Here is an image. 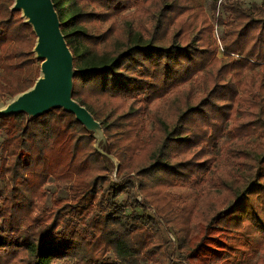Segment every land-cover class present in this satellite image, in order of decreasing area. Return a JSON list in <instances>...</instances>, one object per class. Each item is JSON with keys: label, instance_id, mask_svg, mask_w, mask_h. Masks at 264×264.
Returning <instances> with one entry per match:
<instances>
[{"label": "trees", "instance_id": "16d2710c", "mask_svg": "<svg viewBox=\"0 0 264 264\" xmlns=\"http://www.w3.org/2000/svg\"><path fill=\"white\" fill-rule=\"evenodd\" d=\"M202 1L53 0L74 57L72 96L100 122L119 167L112 177L104 155L94 147L93 133L62 107L34 118L25 112L0 115V132L6 133L2 147L13 159L7 168L12 181L22 188L38 187L43 205L46 190L41 188L51 177L69 192L54 193L51 208L44 205L34 218L22 211L18 198H7V208L0 209V254L7 251L8 258L24 252L25 264L154 260L149 233L141 228L156 221L149 212L151 198L159 213L162 209L151 190L190 180L196 185L207 182L224 195L222 208L199 224L204 233L194 246L192 219L176 230L177 248L188 249L181 258L205 264L262 249L264 2L249 7L235 0L222 3L218 23L224 26V54L219 57L220 46L202 16ZM152 3L156 12L149 8ZM14 4L0 0V100L7 97L10 102L35 85L42 63L34 51L33 26L21 10L12 9ZM134 5L143 6L152 25L135 26V18L127 15L102 33L89 26ZM197 25L201 28L192 34ZM125 99L131 102L118 113ZM146 109L156 118L147 144L140 135ZM113 129L119 135L115 142ZM225 135L243 147L230 143L232 139L223 144L227 158L206 179L203 174L216 162L214 150ZM252 138L250 147L241 143ZM135 175L142 179L140 186ZM135 190L147 204L137 200ZM124 195L126 200L121 199ZM174 201L167 200L171 209ZM189 210L193 214L194 206ZM163 247L169 258V248L165 243Z\"/></svg>", "mask_w": 264, "mask_h": 264}, {"label": "rangeland", "instance_id": "374dc122", "mask_svg": "<svg viewBox=\"0 0 264 264\" xmlns=\"http://www.w3.org/2000/svg\"><path fill=\"white\" fill-rule=\"evenodd\" d=\"M225 1H233V0H218L215 4L214 0H203L201 5V11L207 19V23L210 25L212 31V37L216 41V43L220 46L218 50V56L222 57L224 52L221 51V46H223V32L224 26L219 25L218 18L221 15V5ZM239 1L243 4L244 7H249L251 5H260L264 2V0H235ZM150 10L157 11V8L154 3L149 6ZM98 10V8H95ZM100 10V9H99ZM143 6L139 7L138 5H134L127 11L115 16V17H106L102 21H91L89 26L93 27L95 25L94 31L96 33L104 32L110 24L113 22H121L124 16L130 15L133 16L136 20L135 26H142L143 24H147V26L152 25V21L149 17L145 16ZM143 14V15H142ZM198 28H201V25H197L196 29L192 34H195ZM239 55H237L238 57ZM41 61V60H39ZM42 75V73H41ZM90 87H87L88 89ZM88 95L92 96L91 98H95V95L91 93V90H87ZM15 99V98H14ZM13 99V100H14ZM104 99V98H103ZM12 100V101H13ZM125 107L118 110L117 112H121L127 109L130 102L125 99ZM10 103V100L6 97L0 100V110L6 108V106ZM116 103H120V100H116ZM111 107H108V109ZM147 110V109H146ZM162 113V111H161ZM156 128V118L154 117L153 110L148 109L145 113H142V127L140 128V135L145 144L150 141V137L154 129ZM116 130V129H115ZM113 129V132L117 135L113 140L114 142L118 140L119 135ZM120 131H118L119 133ZM155 132V131H154ZM95 134L94 138V147L98 152L104 155L106 162L112 172V177H115L116 172L119 167V161L115 156L111 153V142H109L106 134L101 130L99 133L92 132ZM6 137V133L0 132V209L7 208V198L13 195V198H18L20 200V207H22V211L29 214L32 218L36 215L40 214V209L45 205L49 207L52 206V195L57 193L62 196H68L69 192L67 186L60 185L58 186L55 182V179L51 177L48 183H45L41 188L42 191L46 190L45 197L43 202L46 204H41L39 200V196L37 195L38 187L34 189L22 188L20 183L12 181V171H8L7 168H11L10 164L13 163L12 156L9 155V149L4 150L2 146L4 139ZM232 139V138H231ZM230 136L225 135L219 143L217 144L216 149L214 150L216 156V162H214L210 166L209 173H204V178L208 179V177L212 176L214 173V168L218 165H221L225 161L226 155L223 154L221 148L223 144L229 142ZM253 138L250 142L242 141L241 143H245L248 147L253 145ZM237 142V140H231L230 143ZM236 144H240L237 142ZM239 147H243V144H240ZM189 153L186 155L188 156ZM204 157H200L202 160ZM135 179L137 180L135 185L140 186L141 177L137 178L135 175ZM195 181L190 180V182H179L169 187H165L159 185L157 187H153L151 192L156 194L155 198H158L160 207L162 208L160 213L155 205V199L151 198L149 202V212L154 221V226L152 225H142V230H146L149 233V238L147 242L150 246L155 248L156 256L153 259L148 258V260H143V264H201L199 259L195 260H186L184 257L181 258V252L186 254L188 252L187 248L181 249V251L177 248V236L176 230L182 228V222L186 220H191L190 223V234L192 237V243L190 244L194 246L202 237L204 233L199 224L204 218H209L210 215L215 213L221 207V200L223 199L224 194L217 193L215 191L216 187H213L211 184L204 182L200 185H196ZM137 200L141 204H147V199H144L143 194L140 190H135ZM169 198H174L175 201L172 204L173 209L167 203ZM121 199L126 200V196L124 195ZM194 206L193 214L190 213L189 208ZM7 212V211H6ZM7 217V214H6ZM141 226V225H140ZM179 233V232H178ZM181 233V231H180ZM183 234V233H181ZM182 236V235H181ZM163 243L167 245V250L169 248V252L172 254L171 256L167 255L165 249L163 247ZM161 248V249H159ZM107 256L109 258L113 257L112 252H107ZM27 261V254L24 252L17 253L15 255H9L7 258V251L2 252L0 254V264H25ZM54 264H71L70 260H56ZM205 264H264V245L261 250L256 251L255 254L247 255L239 253H231L230 255L220 258V259H209Z\"/></svg>", "mask_w": 264, "mask_h": 264}, {"label": "water", "instance_id": "95a60500", "mask_svg": "<svg viewBox=\"0 0 264 264\" xmlns=\"http://www.w3.org/2000/svg\"><path fill=\"white\" fill-rule=\"evenodd\" d=\"M12 9L21 10L33 26L37 36L34 51L42 61V75L31 89L0 110V115L25 112L34 118L55 107H62L74 113L91 132L103 131L100 122L72 96L74 57L61 30L53 0H15Z\"/></svg>", "mask_w": 264, "mask_h": 264}, {"label": "built area", "instance_id": "2783aa9c", "mask_svg": "<svg viewBox=\"0 0 264 264\" xmlns=\"http://www.w3.org/2000/svg\"><path fill=\"white\" fill-rule=\"evenodd\" d=\"M221 51H223V52H224L223 46H221Z\"/></svg>", "mask_w": 264, "mask_h": 264}]
</instances>
